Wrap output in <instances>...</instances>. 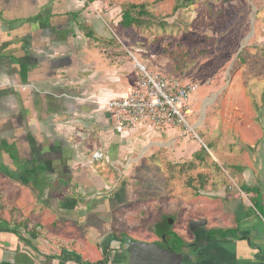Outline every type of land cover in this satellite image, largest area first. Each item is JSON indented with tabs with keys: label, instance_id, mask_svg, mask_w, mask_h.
Returning <instances> with one entry per match:
<instances>
[{
	"label": "crops",
	"instance_id": "obj_1",
	"mask_svg": "<svg viewBox=\"0 0 264 264\" xmlns=\"http://www.w3.org/2000/svg\"><path fill=\"white\" fill-rule=\"evenodd\" d=\"M84 1L0 0V264H127L129 241L173 249L185 264H264V223L252 199L251 209L224 192L202 187L191 199L159 201L154 229L114 227L110 207L128 198L103 170L119 164L118 153L108 160L93 154L99 142L102 152L108 146L106 101L125 94L123 82L134 85L138 73L125 58L117 67L90 57L91 43L111 38V26L104 18L88 22V9L111 11L105 0ZM77 17L96 41L77 29ZM77 178L94 193L66 195L77 191ZM95 215L102 223L88 225ZM194 220L204 223L193 231ZM226 229L235 232L218 234Z\"/></svg>",
	"mask_w": 264,
	"mask_h": 264
},
{
	"label": "rangeland",
	"instance_id": "obj_2",
	"mask_svg": "<svg viewBox=\"0 0 264 264\" xmlns=\"http://www.w3.org/2000/svg\"><path fill=\"white\" fill-rule=\"evenodd\" d=\"M174 1L105 0L111 11L107 17L105 6L88 9V22L104 18L111 26V38L91 43L92 59L119 67L121 63L116 62L122 57L127 66L130 61L135 68L139 62L150 71L197 85L189 98L191 112L186 118L192 130L185 126L152 130L143 124L120 127L108 117V146L102 152L99 142L101 149L93 157L108 160L107 153H118L119 164L105 167L103 178L115 184L113 191L128 200L121 198L126 202L110 207V212L118 215L114 227L135 232L154 229L152 222L161 212L159 201L191 199L202 187L210 195L224 192L225 196H237L251 208L255 194L243 185L257 188L264 209V0H192L173 13ZM142 2L148 3L153 16L143 17L140 26L122 27L119 21L124 5ZM83 4L89 6L88 0ZM77 18V29L91 31L90 40L96 41L92 26L84 17ZM241 53L244 60L240 62ZM123 85L122 92H127L132 79ZM77 179L79 184L73 182L77 191L72 189L66 195L82 198L94 193V187L83 186ZM254 208L255 216L264 223L263 210ZM97 218L89 216L88 225L102 223ZM84 224L78 226L85 230Z\"/></svg>",
	"mask_w": 264,
	"mask_h": 264
},
{
	"label": "built area",
	"instance_id": "obj_3",
	"mask_svg": "<svg viewBox=\"0 0 264 264\" xmlns=\"http://www.w3.org/2000/svg\"><path fill=\"white\" fill-rule=\"evenodd\" d=\"M137 80L125 94L110 98L105 103L112 122L120 127L140 124L152 130L167 126H185L192 130L186 120L191 112L189 98L197 85L176 76H165L150 71L137 62Z\"/></svg>",
	"mask_w": 264,
	"mask_h": 264
},
{
	"label": "water",
	"instance_id": "obj_4",
	"mask_svg": "<svg viewBox=\"0 0 264 264\" xmlns=\"http://www.w3.org/2000/svg\"><path fill=\"white\" fill-rule=\"evenodd\" d=\"M203 223L202 220L191 221L189 228L194 231ZM128 244L127 264H185L182 255L173 249H164L156 243L133 241Z\"/></svg>",
	"mask_w": 264,
	"mask_h": 264
},
{
	"label": "trees",
	"instance_id": "obj_5",
	"mask_svg": "<svg viewBox=\"0 0 264 264\" xmlns=\"http://www.w3.org/2000/svg\"><path fill=\"white\" fill-rule=\"evenodd\" d=\"M158 1V0H155ZM192 0H175L174 5L172 8V12H177L180 8L187 6ZM150 11L148 10V3L142 2V3H127L124 5L121 11V20L119 21V24L124 28H130L133 25L140 26L143 23V17H152ZM239 61H243V53L239 55ZM243 189L248 192H253L255 196H253L251 199L253 201V205L261 210L264 209L260 203L259 199V191L257 188L249 187L248 185H243ZM252 209V208H251ZM261 214V212H259ZM262 215V214H261ZM264 217V214L262 215ZM159 224L156 226L158 227ZM235 232V229H226L224 231H218V234L227 235L232 234Z\"/></svg>",
	"mask_w": 264,
	"mask_h": 264
},
{
	"label": "flooded vegetation",
	"instance_id": "obj_6",
	"mask_svg": "<svg viewBox=\"0 0 264 264\" xmlns=\"http://www.w3.org/2000/svg\"><path fill=\"white\" fill-rule=\"evenodd\" d=\"M132 241H129V243H131ZM128 247H129V244H127V251H128Z\"/></svg>",
	"mask_w": 264,
	"mask_h": 264
}]
</instances>
